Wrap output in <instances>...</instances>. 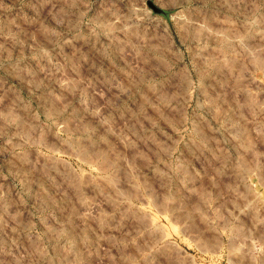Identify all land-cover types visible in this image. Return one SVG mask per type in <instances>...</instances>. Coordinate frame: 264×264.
I'll list each match as a JSON object with an SVG mask.
<instances>
[{"label": "rangeland", "instance_id": "obj_1", "mask_svg": "<svg viewBox=\"0 0 264 264\" xmlns=\"http://www.w3.org/2000/svg\"><path fill=\"white\" fill-rule=\"evenodd\" d=\"M0 264H264V0H0Z\"/></svg>", "mask_w": 264, "mask_h": 264}, {"label": "water", "instance_id": "obj_2", "mask_svg": "<svg viewBox=\"0 0 264 264\" xmlns=\"http://www.w3.org/2000/svg\"><path fill=\"white\" fill-rule=\"evenodd\" d=\"M154 11H155L156 13H162L160 10H156V9H154Z\"/></svg>", "mask_w": 264, "mask_h": 264}]
</instances>
